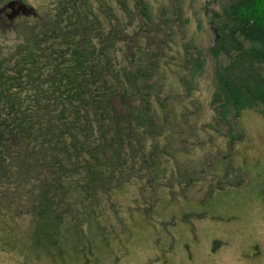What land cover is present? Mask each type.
Wrapping results in <instances>:
<instances>
[{
	"label": "trees",
	"instance_id": "trees-1",
	"mask_svg": "<svg viewBox=\"0 0 264 264\" xmlns=\"http://www.w3.org/2000/svg\"><path fill=\"white\" fill-rule=\"evenodd\" d=\"M171 1L170 15L154 19L146 0H55L52 18L23 32L9 54L0 50V215L3 209L30 217L29 237L25 231L15 243L21 252L38 245L49 259L63 255L68 223L85 248L89 204L136 177L157 180L165 153L159 140L174 124L160 99L157 71L173 24H185L182 0ZM211 1L217 7L207 13L214 41L206 56L196 47L186 49L182 69L191 80L180 79V85L192 94L210 56L217 63L211 102L216 126L238 121L246 110L264 117V0ZM137 39L144 47L133 44ZM120 43L129 52L124 63L117 55ZM153 100L160 102L154 108ZM117 101L124 106L122 117Z\"/></svg>",
	"mask_w": 264,
	"mask_h": 264
},
{
	"label": "rangeland",
	"instance_id": "rangeland-1",
	"mask_svg": "<svg viewBox=\"0 0 264 264\" xmlns=\"http://www.w3.org/2000/svg\"><path fill=\"white\" fill-rule=\"evenodd\" d=\"M55 4V0H0V50L9 54L23 32L42 27L55 15ZM146 4L154 19L161 12L170 15L174 8L171 0H146ZM180 4L185 24L183 28L173 24L169 49L157 71L163 84L160 99L174 123L159 140L165 153L158 162L157 180L150 184L145 176L136 177L99 196L97 204H89L93 216L83 230L88 238L82 248L86 255L79 254L76 228L69 223L63 255L49 259L38 245L21 252L15 243L29 230L30 217L17 218L2 209L0 264H264V117L246 110L238 121L230 118V124L216 126L211 102L217 63L210 56L202 76L193 81L190 92H194L187 96L180 85V79L191 80L182 69L186 49L196 47L207 55L215 37L207 13L217 7L211 0ZM112 6L128 24L129 17ZM96 9L94 4L98 13ZM131 17L137 19L135 14ZM137 23L129 26V36ZM133 44L144 47L145 41ZM119 48L117 55L124 63L129 57L127 45L120 43ZM158 103L153 100L152 107ZM115 105L122 117L123 104ZM19 195L27 204L25 190Z\"/></svg>",
	"mask_w": 264,
	"mask_h": 264
}]
</instances>
